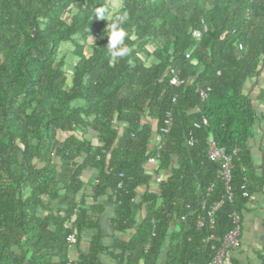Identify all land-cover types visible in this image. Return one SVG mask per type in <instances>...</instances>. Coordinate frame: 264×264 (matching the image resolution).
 <instances>
[{
  "label": "trees",
  "instance_id": "1",
  "mask_svg": "<svg viewBox=\"0 0 264 264\" xmlns=\"http://www.w3.org/2000/svg\"><path fill=\"white\" fill-rule=\"evenodd\" d=\"M114 23L127 33L123 57L109 52ZM263 70L264 0H121L112 11L108 0H0V264H104L105 252L115 264H159L162 253L164 264H208L209 236L230 229L261 183L244 85ZM210 139L232 154V201ZM151 156L169 174L136 201ZM86 167L98 170L94 195L109 191L110 225L134 228L127 241L105 245L99 209L79 203Z\"/></svg>",
  "mask_w": 264,
  "mask_h": 264
},
{
  "label": "crops",
  "instance_id": "2",
  "mask_svg": "<svg viewBox=\"0 0 264 264\" xmlns=\"http://www.w3.org/2000/svg\"><path fill=\"white\" fill-rule=\"evenodd\" d=\"M120 3L121 0H108L110 11L118 9ZM244 92L251 97L252 105L257 115L252 133L247 140V147L255 166V175L258 180L261 178V183L258 189L249 194L248 200L240 212L241 229L239 246L226 252L222 264H264V70L259 76L246 81ZM145 121L150 122L153 127L155 126V120L143 117L142 122ZM121 127L122 124H119V131ZM157 140L158 137L155 136L150 142V147L155 145ZM149 158L145 161L144 167L145 171L150 174V180L148 185L142 184L136 188V201L141 199V196L145 192L156 190V176L164 179L169 174L167 170H158V162L155 157L152 160ZM97 175L98 170L95 168L86 167L82 170L81 178L84 181V186L78 194V201L88 208L99 209V222L103 233L102 240L105 245H110L115 239L127 241L134 233V228L119 230L114 229L110 225L109 219L113 216L114 204L108 200L107 194L109 191L106 194L94 195L92 184ZM144 214L145 204L136 213V225H139ZM90 236L91 231L85 232L77 244L70 246L69 254L71 258L75 259L80 250L87 251ZM118 251L116 249L113 252L117 253ZM101 259L104 264L116 263L111 254L107 252L101 254ZM158 262L159 264L165 263L164 253L159 256Z\"/></svg>",
  "mask_w": 264,
  "mask_h": 264
},
{
  "label": "built area",
  "instance_id": "3",
  "mask_svg": "<svg viewBox=\"0 0 264 264\" xmlns=\"http://www.w3.org/2000/svg\"><path fill=\"white\" fill-rule=\"evenodd\" d=\"M204 28L206 26L204 25ZM98 32H96L97 34ZM195 36H200V31L195 30L194 31ZM190 55V51L185 52V56L188 57ZM171 77L170 82L175 85H179L180 83L184 82L183 78H179L177 74L175 73L174 69H170ZM200 95L203 97L205 96L204 91H200ZM171 124V116L169 113L166 114V117L164 119V125L161 127V130L163 132H167L169 130ZM194 126H199L198 122L193 123ZM154 157V156H153ZM149 158L150 160L154 158ZM208 157L211 160H216L219 163L218 168V175L223 181L225 185V192L227 195V199L232 201L233 196L231 193V187H230V180H231V168H232V154L227 153L224 148L216 146L212 139L209 140V148H208ZM156 180L160 181L161 177L156 176ZM242 188L244 185L241 186ZM241 194L243 196L247 195V191L243 188ZM222 200L214 201L209 208L206 209V215H208L211 220L212 216L215 212V210L221 205ZM204 208V205L202 206ZM232 226L230 229L222 236L218 237L215 235H210L209 238L214 239L217 244L215 245V253L211 260L208 262V264H222L226 255V252L229 249H233L239 246L240 242V229H241V216L239 212L233 211L230 213ZM198 224H201V221L199 220ZM72 235L69 233L66 236L67 240H71Z\"/></svg>",
  "mask_w": 264,
  "mask_h": 264
},
{
  "label": "clouds",
  "instance_id": "4",
  "mask_svg": "<svg viewBox=\"0 0 264 264\" xmlns=\"http://www.w3.org/2000/svg\"><path fill=\"white\" fill-rule=\"evenodd\" d=\"M100 18H104L103 13L100 14ZM126 31L119 27L118 24H113L111 32L108 38L109 52L113 56L123 57L130 51L129 47L125 44Z\"/></svg>",
  "mask_w": 264,
  "mask_h": 264
}]
</instances>
